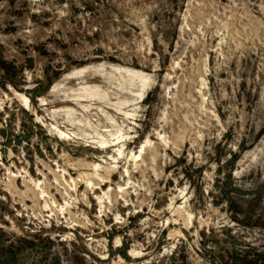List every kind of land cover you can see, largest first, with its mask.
<instances>
[{
  "label": "rangeland",
  "instance_id": "obj_1",
  "mask_svg": "<svg viewBox=\"0 0 264 264\" xmlns=\"http://www.w3.org/2000/svg\"><path fill=\"white\" fill-rule=\"evenodd\" d=\"M16 239L264 264V0H0V264Z\"/></svg>",
  "mask_w": 264,
  "mask_h": 264
},
{
  "label": "trees",
  "instance_id": "obj_2",
  "mask_svg": "<svg viewBox=\"0 0 264 264\" xmlns=\"http://www.w3.org/2000/svg\"><path fill=\"white\" fill-rule=\"evenodd\" d=\"M36 247V243L26 239H16L12 241L7 247L2 249V254L5 259L3 264H20L21 252L23 250L32 251Z\"/></svg>",
  "mask_w": 264,
  "mask_h": 264
}]
</instances>
